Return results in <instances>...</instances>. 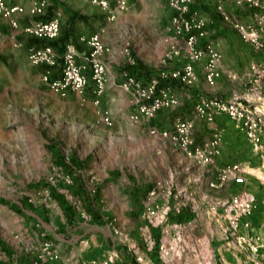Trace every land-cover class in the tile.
Instances as JSON below:
<instances>
[{
    "label": "rangeland",
    "instance_id": "rangeland-1",
    "mask_svg": "<svg viewBox=\"0 0 264 264\" xmlns=\"http://www.w3.org/2000/svg\"><path fill=\"white\" fill-rule=\"evenodd\" d=\"M21 1L25 26L59 18L60 34L49 42L59 53L66 43L89 52L88 35L99 34L108 48L102 55L107 85L99 104L93 79L83 96L54 93L43 79L48 66L32 64L27 54L29 46L44 41L21 32L24 47H14L1 23L0 237L16 242L23 232L27 236V227L30 238L11 251L0 245V264H70L73 251L91 244L88 238L77 240V229L96 224L111 228L110 254L103 258L106 249L102 252L99 240L90 253L102 259L90 264L110 262L120 250L133 255L130 264L253 262L252 252L227 232L225 202L233 192L254 194V219L264 234V151L258 152L226 114L223 122L209 123L194 106L201 96L219 97L244 101L264 115V0H191V13L205 21L199 46L210 43L221 56V76L213 86L205 80V60L195 64L198 79L191 85L163 76L188 62L184 42L170 29L169 0H125V8L118 6L121 0H106L107 6L95 0H47L39 14L30 12L37 0ZM237 24L256 32L257 40L245 37ZM8 45L13 50L7 54ZM126 72L143 85L158 78L172 88L179 105L132 120L134 91L121 87ZM104 111L112 125L102 120ZM178 117L194 121L198 142L222 133L221 153L212 164L195 162L150 132L171 131ZM224 126L236 129L227 135L225 148ZM235 163L247 167L243 185L210 186L219 169ZM228 185L233 189H225ZM124 202L130 209L122 210ZM124 216L131 218L129 239L119 228ZM52 251L58 258L50 256Z\"/></svg>",
    "mask_w": 264,
    "mask_h": 264
},
{
    "label": "built area",
    "instance_id": "built-area-1",
    "mask_svg": "<svg viewBox=\"0 0 264 264\" xmlns=\"http://www.w3.org/2000/svg\"><path fill=\"white\" fill-rule=\"evenodd\" d=\"M246 1L257 4V0ZM46 2L47 0H37L30 12L39 14ZM95 2L107 6L106 0H95ZM169 4L174 13L170 29L175 38H180L184 42L188 62L180 70L167 72L163 76L191 85L198 79L195 64L205 60V80L210 86L215 85L221 76V56L210 43L205 48L199 46V39L206 33L205 21L197 14L191 13V0H169ZM125 5V0L118 2L120 8H125ZM24 12V6L0 0V18L7 20L12 28L18 27V14ZM236 27L243 32L245 37L253 41L257 40L258 35L253 30L248 31L240 24ZM60 29L61 23L58 17L46 21H35L23 28V32L27 35L44 40L40 46L32 45L27 48L29 61L35 65L48 66L43 79L54 93L61 96H67L69 92L83 96L88 88L89 80L93 79L95 104H99L107 85L108 68L102 55L108 48L99 34H94L87 39L91 47L89 52H80L75 44L68 43L64 51L59 53L58 49L47 40L56 39L60 34ZM8 40L14 47H24V42L18 37L16 31L8 35ZM3 42L0 37V47ZM125 75L126 80L121 87L125 90L132 89L135 95L136 111L130 115L132 120L137 121L140 117L152 118L162 109L179 105V99L172 88L161 86L158 78H153L143 85L129 73L126 72ZM194 112L199 118L209 123L214 122L217 114H226L239 125L258 152L264 151V115L254 111L244 101L201 96L194 106ZM102 120L108 125L113 123L108 111L103 112ZM150 132L165 138L201 165L212 164L221 153L222 133L216 131L208 139L198 142L194 136V121L190 118H176L171 131H159L152 128ZM246 168L240 163L223 167L219 169L216 178L210 181V186L219 188L227 183L243 185L246 182ZM227 203L230 207L228 234L234 236L238 244L248 248L255 256L250 264H264V234L257 231L261 223L254 219L258 215V204L254 194L246 190L240 193L233 192L225 202ZM49 253L54 258L59 256L54 251Z\"/></svg>",
    "mask_w": 264,
    "mask_h": 264
},
{
    "label": "crops",
    "instance_id": "crops-1",
    "mask_svg": "<svg viewBox=\"0 0 264 264\" xmlns=\"http://www.w3.org/2000/svg\"><path fill=\"white\" fill-rule=\"evenodd\" d=\"M21 3H22L21 0H16L12 4L22 5ZM9 4H11V3H9ZM24 15H25L24 13L18 14L19 24H18V27L15 28V29L11 27L10 23L7 20L2 19V18H0V20H1L0 26H2L1 23H5V24H3V26L6 27L8 35L10 33H12L13 31H16L17 34H18V37H19V36H21L19 33L23 32V28L25 27V21H23ZM89 37L90 36L88 35V38ZM38 40L44 41L42 39H38ZM54 40H47V42L49 43L50 41H54ZM72 40L73 39H71V42H72ZM66 44H68V43H66ZM66 44H65V46H66ZM8 46H9V48L7 47L6 48V52H4V53L8 54L10 51L13 50V48L10 45H8ZM90 49H91V47L87 43V48L85 50H90ZM84 52H86V51H84ZM10 57L11 56H9V58ZM216 119L224 121V119H226V115L224 113H219V114L216 115ZM230 120L231 119H229V121ZM222 129H223V132H224L223 134H225L224 141H223V148H225V144L226 145L228 144L227 135L229 133H232V132L234 133L236 129L232 128L231 126H229V127L224 126V127H222ZM196 136H197L198 139H202L201 135L196 134ZM229 185L227 187H225V189L229 188V189H227L228 191L230 189L231 190L233 189L232 187H229ZM233 186H235V185H233ZM230 192H229V194H230ZM120 205L122 207V210L130 209V206H129V204L127 202H124L123 204L120 203ZM163 219H166V217L164 216ZM130 221H131V218H127L126 219L125 216H124L123 219L121 218V223H119V228L121 229V235H122L121 237L123 239H129V234L126 233V230H127L126 225H127V223H130ZM76 228H78V227H76ZM25 229L27 231L26 232L27 236H25V234H23L24 233L23 232L21 237H20V239L18 241H16V242H13V241L9 240L6 237H0V241H1L0 245L6 246L7 249L9 251H11L12 247L13 248L14 247L15 248L16 247L21 248L25 244H28L29 243V238H30L29 235L30 234L28 232L29 229L27 227ZM110 229H111L110 226H107L105 228V227H100L98 224L91 225L90 227L86 228L83 232H79L80 230L78 231V229H77V232L75 233L77 240L81 239V238L82 239L83 238H88L87 240L89 242H91V244L88 247H84L86 249L85 251H82V252H78L79 250L78 251L77 250L73 251L72 254L69 257L70 264H90L89 262H91V261H95V260L101 261L102 258L95 257V256L91 255V253H90V251L92 252L93 247L98 245V241L99 240H101L102 244H103L102 245L103 247L101 249L102 252H104V249H106L105 250L106 254L104 255L103 258H108L109 254H110L109 250H108V248H109V245H108L109 244V237L111 235L110 234ZM104 239L106 241V244L103 243ZM9 246H11V248H9ZM132 256H133L132 254L129 255L125 251L120 250V251L115 252V254L111 257L110 262H109L108 259H106L105 264H130V261H132V259H131ZM99 264H102V262H100Z\"/></svg>",
    "mask_w": 264,
    "mask_h": 264
}]
</instances>
